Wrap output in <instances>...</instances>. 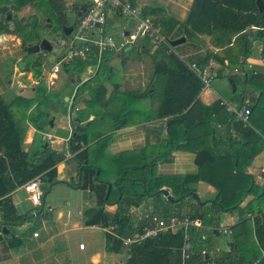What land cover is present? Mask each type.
<instances>
[{
	"label": "trees",
	"instance_id": "16d2710c",
	"mask_svg": "<svg viewBox=\"0 0 264 264\" xmlns=\"http://www.w3.org/2000/svg\"><path fill=\"white\" fill-rule=\"evenodd\" d=\"M34 3V0L21 1V5ZM0 5L9 6L7 12L0 17V35L17 36L22 40L21 45L24 50L28 45L40 43L39 40L41 39L37 36V27L35 26L41 22L39 24L34 23L29 29V26L25 25L22 19L18 21L16 18L14 3L9 0H0ZM130 5L134 7L133 4ZM47 6L49 9L48 18L56 22L55 30L53 28L50 30L52 32L59 30L61 38L69 39L82 16L93 6V2L88 0L81 5H74L72 7L73 18H70V14L67 13L68 8H66L63 0H47ZM161 11V8L156 6L154 8L144 7L140 15L143 18L150 15L160 16ZM7 14L11 15L10 20L6 19ZM161 18L166 17L162 16ZM38 19L40 21V18ZM166 22H160L162 25L161 32L165 37L164 43L152 49L149 41L142 39L127 52L128 54L134 53L138 57L150 55L153 64V76L158 78L161 83L160 90L159 87L154 90L157 92L154 96L158 95L160 100L155 119L165 120L162 124L165 125L167 134L161 142L159 151L153 155L146 147L139 152L131 153L129 156L110 157L108 162L117 165L116 175L111 179L104 180L102 179L103 167L97 163L100 154L94 156L92 147L95 146L96 150L100 152V146L106 142V138L99 140L94 146H89L93 143V140L89 139V128H92L101 119L87 120L86 116L81 117L82 112H77L79 115L76 125L83 129L74 131V135L68 140L72 158L77 162V168L82 177L86 172H90L97 182L105 186L111 185L106 203L117 205V209L112 215L105 214L103 208L97 211H86L85 225L113 226L120 236L143 233L146 229L153 227L154 213L141 217L135 225L129 209L131 203L138 207L147 199L152 198L156 205L159 204L157 207L162 208L161 216L164 220L188 218L201 222L202 228L190 226L187 229L191 243L189 257L187 259L182 257L181 250L185 243L183 230L148 238L127 248L123 247L121 241L107 236L108 252L118 254L124 251L125 259L122 264H219L220 260L210 256L205 247L208 238L202 239L203 229L205 227L217 228L215 215L220 212L240 211L242 201L254 185L253 178L244 174L240 159L241 152L243 153L247 147L252 145L264 147V73L259 74L254 68L246 69L245 67L255 42L261 44L260 56L264 61V9L258 10L256 0H193L182 23L184 42H199L197 35H204L209 37L211 46L220 50L215 53L206 51L204 57L197 61L194 57L185 61L181 60L178 54L174 52L171 42L176 38L167 35L168 26ZM40 26L42 25L38 27ZM62 27H71V35H64ZM34 37L37 38V42L32 41ZM42 53L25 52V56L20 61L21 72L31 73L32 78L37 82L34 87V99L15 97L8 103L0 96V226H17L29 219L30 214L23 217L17 216L16 208L12 203V192L36 177H40L42 184L45 182L52 186L58 183L56 166L66 160L64 153L51 149L47 140L42 136L45 127L48 126V110H57L56 104L49 98L58 99L59 97L56 93H51L52 95L47 93V73L44 68ZM108 54L113 55V52H105L101 57L92 52L85 59L78 58L68 65L63 64V69L66 72L81 74L87 66L96 64L98 65V75L96 76L100 78L106 69L103 67V62ZM121 54H125V50ZM90 57L91 60L89 61ZM211 60L221 67H224L225 61H227L242 68L245 73V82L253 86L258 93L254 101L248 100V103H245L247 98L243 93L233 92L230 87L232 97L228 98V101L235 103L234 109L239 111L245 106L250 109L247 123L242 122L234 112H227L226 106L222 103L205 108L204 122L219 120L224 124V121H227V128L230 123H235L237 129L242 130L243 140L238 141L230 135L224 140H222L223 138L216 139L210 131L205 136L188 137L185 135L188 129L181 128L179 125L185 118V113L197 105L199 94L204 88V83L189 69V65L194 64L200 70H204ZM229 78L234 84L233 78L224 76L223 70H219L214 79H224L228 84ZM83 85L86 86L85 83ZM83 85L78 87L77 95H74L72 100L69 98L72 107L81 102ZM90 94L91 103L101 99L99 96L103 94V91L101 92L99 88L92 89ZM219 94L226 98L225 94L221 92ZM142 96L148 97V92L139 95V97ZM124 98L128 99L129 96L126 95ZM45 102L49 109L43 107ZM62 102H64L63 99ZM34 104L41 110L32 109ZM222 115L225 118L221 120ZM28 125H31L37 134L33 138L30 149L25 152L23 142ZM123 125L125 124H119L115 128ZM199 126L200 124L193 126L192 131H195ZM191 145L197 146V149L193 151L196 154L197 174L171 177L157 173L158 162L169 160L173 151L189 150ZM230 177L233 178L232 182H230L232 180ZM198 182L212 185L217 190V196L213 200L195 202L201 212L191 211L185 217L182 214L181 205L185 202L186 197L191 200L190 196L195 194V185ZM162 189L170 190L174 202L167 200L161 202L160 190ZM262 200H264V195L245 205V207L250 208L253 214L259 213L253 220L255 240L253 239L252 228H248L250 220L241 219L238 224L230 228L232 241L236 245L238 253L233 264H264V208L259 205ZM247 228L249 229V237L245 235L241 237V232H245ZM210 232L216 234L217 229ZM249 240L254 245L252 250L248 247ZM202 251H205V254L202 255Z\"/></svg>",
	"mask_w": 264,
	"mask_h": 264
},
{
	"label": "crops",
	"instance_id": "0c3cea01",
	"mask_svg": "<svg viewBox=\"0 0 264 264\" xmlns=\"http://www.w3.org/2000/svg\"><path fill=\"white\" fill-rule=\"evenodd\" d=\"M12 3V0H9ZM92 1V0H91ZM123 2H128L133 4L134 7L144 8L151 7L161 8L160 16L150 15L148 17H140L142 19L149 20L153 27L161 32L162 25L160 22L167 21V35L169 37H174L179 39L183 37V28L182 23L185 18H175L167 15V11L169 8H174L178 12H181L183 8L188 7L187 10L191 8L193 0H121ZM156 1L157 5L147 4V2ZM7 6L8 5H0ZM29 6V5H28ZM137 8V9H138ZM8 10V9H7ZM139 10V9H138ZM157 11V10H156ZM155 11V12H156ZM7 12V11H6ZM5 12V13H6ZM4 13V14H5ZM162 13V15H161ZM140 14V13H139ZM3 15V14H2ZM0 15V17L2 16ZM187 15V13H186ZM185 15V17H186ZM11 16V15H10ZM109 18L107 19V26L109 29L117 28L118 30L121 27H126L131 29L134 27L133 22H129L125 20V25L119 16H115L112 13L108 14ZM166 18H161V17ZM169 17V18H167ZM11 19V18H10ZM122 21V22H121ZM156 22V25H154ZM119 27V28H118ZM72 33V31H71ZM71 33L69 35H71ZM199 42H184L176 47H174V52L178 54L181 60H186L191 57L197 61L200 58L204 57L206 51L219 52L220 50L211 46L209 37L204 35H197ZM61 38V37H60ZM67 39V38H65ZM0 42L2 48H6L7 43L11 42L12 47H15L20 43V39L17 36L12 35H0ZM20 45V44H19ZM131 49V48H130ZM26 52V50H24ZM59 51V50H58ZM27 53V52H26ZM45 52H43L44 54ZM122 52H115L118 57L121 58ZM125 53H127L125 51ZM38 54V53H37ZM48 54V53H45ZM261 44L258 50L251 56L256 55L253 59L248 58L246 60L247 68H254L259 74L264 73V61L261 56ZM55 56V54H53ZM87 58V57H86ZM91 60V57L89 61ZM125 61V62H124ZM121 65H117L119 63L116 60L111 58V55H106L103 67H105V71L102 72L101 78L104 82H101L97 78L98 69H93V64H90L86 67L85 71L88 74L89 78L86 81H81L78 83V87L82 86L84 83L83 97L81 102L79 103V108L76 107L77 112H82L81 117L86 116L87 120H92L94 118L101 119L100 122L95 123L92 128H89V139L93 140L89 146H94L96 142L106 138L102 146H100L101 151H97L94 147L92 154L95 156L100 154V157L97 160V163L104 167H110V161L108 159L110 157H124L129 156L131 153L139 152L144 148H149V152L153 155L159 151L161 148V142L166 138V128L162 123L165 121L164 119L156 120V111L159 105L158 95L154 96L161 88V83L158 78H154L153 76V64L150 55H142L138 57L135 54H132L128 59L120 60ZM211 74V83L209 86L203 88L201 93L199 94V101L194 108L190 109L185 113V118L182 122L179 123L180 127H184L188 129L186 131V136L188 137H199L205 136L206 133H212L216 139H226L230 135L234 139L238 141L243 140L242 138V130L237 129L235 123H230V126L227 128V121H224V124L221 121H211L209 123L204 122L203 115L206 113L205 108L210 106H216L218 103L230 104L232 107L235 106V103H231L228 101V98H231L230 87L232 91H237L238 94L243 93V95L250 102L254 101L258 96V93L255 91V88L251 85H248L245 80H242V68H239L232 63L225 61V66L221 67L219 64L215 63L213 60L205 68ZM219 70H223V75L226 77H231L234 80V84H232V79L229 78L228 84L224 79H214L216 78L217 72ZM59 74V73H58ZM51 76H55L51 74ZM78 79V78H77ZM36 81V80H35ZM35 86L37 82H35ZM88 81V82H87ZM72 82H75L72 79ZM230 85V86H229ZM21 86V85H20ZM32 88L33 95L32 97H27L23 95H19L16 93L15 97L22 99H34L35 97V89ZM86 87V88H85ZM122 87L128 88L127 93L122 91ZM101 89L103 94L99 96L101 99L94 100L90 103L91 100V90L92 89ZM22 91V90H21ZM148 92V97L139 95H144ZM154 92V93H153ZM219 92L225 94L226 98L222 97ZM88 93V96H87ZM153 94V95H152ZM86 95V96H84ZM129 96V98H124V96ZM234 97V96H233ZM73 98V97H72ZM71 98V100H72ZM155 98L158 99L154 100ZM69 101V99H68ZM97 105L96 109L93 110L92 107ZM105 103V105H104ZM223 104L224 106H226ZM35 105V104H34ZM33 105V107H34ZM32 107V109H33ZM72 107V104H71ZM31 111V110H30ZM125 111V113H123ZM127 111V112H126ZM226 111L228 109L226 107ZM73 110L71 108V114ZM103 116H102V115ZM72 116V115H71ZM73 118V122L76 125L78 122V116L71 117ZM64 117V116H63ZM63 117H60L61 121H63ZM80 117V116H79ZM225 118L224 115L221 116V120ZM76 119V120H74ZM122 119V120H120ZM124 120V121H123ZM121 124H125L122 127L115 128V126ZM196 124H200L195 131H192V127ZM79 126V125H76ZM227 130V131H226ZM33 131V132H32ZM26 132L28 135L24 137L23 149L24 151H28L31 147L34 136L37 134V131L31 126L28 125ZM34 133V136H33ZM32 134V140L31 138ZM42 134V133H40ZM46 134V133H45ZM245 136L246 133L244 132ZM51 134H48L50 136ZM44 137V135L42 134ZM71 133H69L64 139L60 137L51 136L50 147L56 152L64 153L66 160L63 163H60L56 166L57 169V180H59L58 176L64 168L65 163H72L71 168L67 169V171L73 173V176L78 178L76 182L72 183H60L65 184L67 189H69V194L75 192L84 191V194H87L88 203L80 202L79 199L76 201L72 200L71 203L68 201L65 205L68 208H74L71 211H77V215L80 217L81 225L88 229L87 231H91L93 229H99L105 235L103 242L102 250H87V246L84 245L83 249L79 248L78 251L73 250L71 243L68 239H65V235L67 231L64 229L67 227V223L63 221V213L61 210H56V222L55 223H46L43 229V232H39L38 228H34L31 224V217H36L38 214L34 213L40 206L43 207L45 204V193L40 200V204L38 206H34L29 201L28 195L22 189V186L16 189L11 194L12 203L16 208L17 216L23 217L27 216L30 213V218L27 219L24 223H20L17 226L7 227L0 226V264H122L124 258L121 257V253H113L108 252L107 250V236L108 234L105 230L108 227H102L100 225L86 226V211L89 210H99L103 208V212L107 215H112L115 213L117 209V205H109L106 203V197L108 196V185L101 184L97 182L91 175L90 172H86V174L82 177L80 170H78L77 162L72 158V154L69 151L68 140L70 139ZM47 137V136H46ZM100 138V139H99ZM26 139V140H25ZM27 145H29L27 147ZM197 149V146L191 145L189 150H178L173 151L169 160L158 162L157 164V173L162 176H185V175H195L198 173V166L196 165V154L193 152ZM66 150V152H65ZM245 153V155H244ZM241 165L244 169V174L250 175L253 178L254 185L249 191L246 198L242 201L240 205V211L231 210V211H223L215 215V221H217V228L205 227L203 229V236L207 239L208 243L205 244L206 249L208 250L210 256H214L220 260L219 264H233V260L236 256H238L236 245L232 241L231 233H222L216 232V234L211 233V230L222 228L225 230H230L231 227L238 224L241 219L250 220L248 223V228H252V234L254 239V227L253 220L256 214H253L250 211L249 207H245V205L252 201L253 199H259L264 195V147L260 148L259 146L252 145L247 147L246 150L241 152ZM98 174V171H97ZM61 178V177H60ZM111 179V178H109ZM230 182L233 181V178ZM60 181V180H59ZM63 182V181H62ZM56 183L57 185H59ZM54 184V185H56ZM52 185V186H54ZM111 189V185H110ZM73 190V192H72ZM167 190L172 196L170 190ZM200 202L202 200H213L217 196V190L212 186L205 184L203 182H198L195 185V194ZM186 197L185 202L181 205L182 213H185L183 209H187V214L191 211L200 213V208L195 204L197 202L194 198ZM166 200L163 196L161 202ZM198 201V202H199ZM27 202V205H24ZM42 202V205H41ZM160 202V204H161ZM75 203V204H74ZM210 204V203H209ZM159 204H155L152 198L147 199L146 202L139 205L138 207L134 206L131 203V207L129 209V213L132 216V220L134 222V217L132 214L138 213L140 220L141 217L149 215L154 212ZM261 208H264V200L261 201ZM82 206V207H81ZM86 206V207H85ZM20 207L23 209L20 210ZM258 208V207H257ZM50 209V208H49ZM152 210V211H151ZM22 211V213H21ZM65 216V215H64ZM1 217V216H0ZM67 217V215H66ZM200 222V221H199ZM137 222H134L135 225ZM201 225V222H200ZM202 226V225H201ZM202 228V227H201ZM246 229L245 232H241V237L244 235L248 236L249 229ZM34 234H37L35 237ZM64 237V239L62 238ZM252 239V240H253ZM255 240V239H254ZM252 241L249 240L248 247L252 250L253 248ZM125 248V247H124ZM124 252V251H123Z\"/></svg>",
	"mask_w": 264,
	"mask_h": 264
},
{
	"label": "rangeland",
	"instance_id": "374dc122",
	"mask_svg": "<svg viewBox=\"0 0 264 264\" xmlns=\"http://www.w3.org/2000/svg\"><path fill=\"white\" fill-rule=\"evenodd\" d=\"M21 1L22 0H12V3H14V7L16 8L15 14H16V18H18V21L22 19L24 21L23 23L25 25L29 26V29L34 23L39 24V22H41L39 25H42V26H40V27H38L39 25L35 26V27H37L36 28L37 36L41 40L46 39L50 42V41H54L56 38H60L59 30L56 32H52L50 30L52 28H53V30H55L56 22H53L50 20L51 18H48L49 9L47 8L48 7L47 6V0H34L35 3L30 4L29 6H28V4L27 5L26 4L21 5ZM63 1L66 4V8H68L67 13L70 14V18H73L74 14L72 12V7L76 4L81 5L88 0H63ZM157 3L158 2H156V1L147 2V4H152V5H157ZM137 8H138V6H137ZM138 9H137V11H138V13H140L141 8H138ZM187 9H188L187 6H186V8H183V10L181 11V12H183V14H182V13L178 12L177 10H175L174 8H169L167 11V15H169V17L173 16L175 18H186L185 15L189 11ZM13 14H14V12H13ZM161 15H162V13H161ZM38 18H40V21ZM15 21H17V20H15ZM122 21H123L124 26H126L125 20H122ZM48 25H50L49 28H48ZM43 27H45V30H43ZM117 31H118L117 28H111V29L108 28V29H106V34H110V35H113L116 37ZM157 32H159V31L157 30ZM161 35L162 34H160V36ZM96 37H98V33H96ZM180 38H182V37H180ZM41 40H39V41H41ZM32 41L37 42V38L34 37V39H32ZM21 42H22V40L20 39V43H19L20 45L19 44L16 45L15 52H14V47H12L11 42L5 44L6 48H2V45L0 42V96L8 103L14 99V96L16 95V93L19 95L27 96V97H32V95H33L32 88H33V86H35V83H34L35 80L32 78L31 73H22L21 72L20 61L25 56V51L22 48ZM33 44H36V43H33ZM33 44H31V45H33ZM259 46H260V43H258V42L254 43V46L252 49L253 54L258 50ZM154 47L155 46H152V49ZM53 54H55V56ZM59 54L60 53H59L58 49L55 48L52 50L51 53H48V54L44 53L42 55L43 60H44L43 61L44 62V68H45V71L47 73V93H49L50 95H52L53 93H56L57 95H59L58 99L57 98L56 99L51 98V97L49 98L50 101H52L56 104L57 110L49 109L48 108L49 106L48 107L46 106V102L43 106L44 108L46 107V109H49L48 110V116H47L48 126L45 127L44 133H43L44 139L47 140L49 146H50L51 136H54V137L57 136V137L64 139L69 133H71L70 122L73 120V118L70 120V116L72 115L71 117H75V116L79 115V114H77V111L75 108L76 107L79 108L80 105L78 103L75 105V107H71V101L69 103V101L66 100V98L71 99L74 95H77V91L79 90V88L77 86L78 83L82 80L86 81V79L87 80L89 79V78H87L88 74H86V71H84L81 74H77L75 72H66L63 69V64L60 66L59 74H56L55 76H51L50 72H52L53 66L57 63V61H58L57 57L59 56ZM131 55H132V53L131 54L125 53L120 58L117 56V54H115V52H113V55H111V58L113 60H116L119 62V63H117V65L118 64L121 65L120 60H122V61L124 59L126 60V58L128 59ZM255 56L256 55L250 56V58L253 59ZM70 63H68V64H70ZM68 64H65V65H68ZM245 67L247 69V67H248L247 64L245 65ZM93 69H98V65L93 64ZM246 69H244V70H246ZM208 74L211 77V74L209 71H208ZM244 75H245V73L242 70V77H241L242 80H244ZM72 79H74L75 82H72ZM99 80L101 82H104L101 77ZM210 83H211V81H210ZM127 90H129V89L128 88L123 89V87H122V91L125 92L124 94L127 93ZM83 94H82V97H83ZM84 96H86V95H84ZM87 96H88V93H87ZM62 99L64 102H62ZM154 100L158 101L157 98H155ZM35 104H37V103H35ZM94 105L95 106L92 107L93 110H95L97 107V105L95 103H94ZM70 107L73 110L72 114H71V112H69ZM34 108L36 109V108H38V106L35 105L33 107V109ZM39 110H41V108ZM60 117H63L65 119H63V121H61ZM74 120H76V119H74ZM50 121H52V126H50ZM48 134H51V135L48 136ZM26 135H28L27 132H26ZM26 135H25V137H26ZM33 136H34V133H33ZM33 136L31 134V138H30L31 140H32ZM28 146L29 145H27V147ZM65 152H66V150H65ZM71 166H72L71 162L65 163L64 168L62 169L61 173L58 176L59 177L58 179L60 181L57 180V178H56V180L58 182L66 184V183L76 182L78 180V178L73 176V173L67 171V169L71 168ZM102 167H103L102 168V171H103L102 179H104V180L109 179V178H112L116 175L117 165H115L114 163H111L109 168L104 167V166H102ZM65 184H59V185L56 184V185L52 186L51 188H49L50 184L43 182V184H42L43 194L45 193V195H44L45 197L43 199H45V204L43 205V207L40 206L38 209H34V210H36V212H34V213H36V214L39 213V214L36 217L30 218L31 224L29 225V227L33 226L34 228H38L39 232L42 233L43 229L45 227V221L48 220L46 223H52L53 222V223H55V225L57 224L56 219H55V217H56L55 211L61 210L62 211L61 213H63V221H65L67 223V227L64 228L67 231V233L64 237H65V239L67 238L68 241L71 243L73 250L76 249V251H78L79 243L86 245L88 251L89 250H93V251L94 250H102L104 237H105L103 232L99 229H93L91 231H87L88 229L84 228L81 225V220H80V217L77 215V211L76 210H75V212L71 211L74 208L70 209L65 205V203L67 201L69 203H71L72 200L76 201L77 199H79L80 202L88 203L87 194L83 195L84 191H81V192L71 193L72 195H70L69 189H67ZM72 192H73V190H72ZM71 198H72V200H71ZM202 201H206V200H202ZM24 205H27V202ZM41 205H42V202H41ZM20 210L23 211V209L21 207H20ZM153 210H154V212L152 210L151 211L154 213L155 216L162 218V216H161L162 208L161 207L160 208L156 207ZM183 210L185 212V213H182L183 216L187 217V209H183ZM22 211H21V213H22ZM66 215H67V217H66ZM132 215L134 217L133 218L134 222H137L140 215H138V213L137 214L134 213ZM64 237H62V238L64 239ZM124 256H125L124 252H121V257L124 258Z\"/></svg>",
	"mask_w": 264,
	"mask_h": 264
},
{
	"label": "built area",
	"instance_id": "2783aa9c",
	"mask_svg": "<svg viewBox=\"0 0 264 264\" xmlns=\"http://www.w3.org/2000/svg\"><path fill=\"white\" fill-rule=\"evenodd\" d=\"M92 2L93 6L82 16L72 33V37L69 39L56 38L54 41H50L52 48L58 49L60 53L51 74H58L62 64H68L78 58L85 59L92 52L101 57L105 52H122L127 48H132L142 39L148 40L150 45L155 47L165 42V37L160 36V33L157 32L149 20L142 19L137 9L128 2L121 0H92ZM109 13L119 16L122 20L133 22L135 24L134 27L131 29L121 27L117 31L116 37L106 34ZM96 33H98V37H96ZM189 69L201 79L205 87L209 86L211 77L206 69L200 70L194 64L189 65ZM245 103H248V100ZM225 105L228 111L234 112L242 122H248L250 109L247 106L236 111L230 104ZM22 189L28 195L32 205L38 206L40 204V200L43 197L40 177L28 181L22 186ZM152 222L153 227L146 229L143 233H134L130 236L118 235L113 226L108 227L105 232L110 238L121 241L123 247L127 248L148 238H155L161 234L183 230L185 232V243L181 252L183 259H187L191 250L187 229L190 226L200 228V222L198 220H189L188 218L164 220L155 215L152 218ZM217 231L230 233V230L222 228H218ZM34 236L36 237L37 234H34ZM202 239H205V237L202 236ZM79 248L83 249L84 245L80 244ZM201 254H205V251H202Z\"/></svg>",
	"mask_w": 264,
	"mask_h": 264
},
{
	"label": "water",
	"instance_id": "95a60500",
	"mask_svg": "<svg viewBox=\"0 0 264 264\" xmlns=\"http://www.w3.org/2000/svg\"><path fill=\"white\" fill-rule=\"evenodd\" d=\"M256 6L258 8V10H263L264 9V3L263 0H256ZM7 6H0V15L4 14L7 11ZM11 16L10 14L6 15V19L10 20ZM50 27V25H48V28ZM62 31L64 32V35L69 36V34L72 31L71 27H62ZM185 39L184 38H179L176 40H173L171 42V46L175 47L177 45H180L182 43H184ZM27 53H33V54H37V53H51L53 48L52 45L50 44V42L46 39H43L40 41L39 44H35V45H28L25 48ZM126 52L130 51V48H127L125 50ZM66 100H68V98H66ZM71 112V107H70V111ZM50 126H52V121H50ZM83 128L81 126H76L73 122V120L70 122V131H71V136L74 135V131H81ZM70 136V137H71ZM52 186H50L49 188H51ZM110 190V185H108V191ZM160 193L162 194V196L168 201V202H174L173 197L170 195V193L165 190L162 189L160 190ZM192 198H194L196 201H199V198L196 195H192Z\"/></svg>",
	"mask_w": 264,
	"mask_h": 264
}]
</instances>
